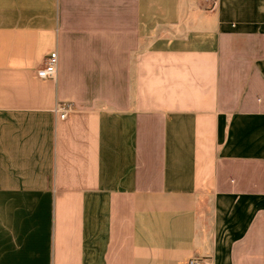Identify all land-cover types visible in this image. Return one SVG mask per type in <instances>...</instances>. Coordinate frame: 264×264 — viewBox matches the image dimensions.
Returning a JSON list of instances; mask_svg holds the SVG:
<instances>
[{
  "label": "crops",
  "instance_id": "1",
  "mask_svg": "<svg viewBox=\"0 0 264 264\" xmlns=\"http://www.w3.org/2000/svg\"><path fill=\"white\" fill-rule=\"evenodd\" d=\"M192 257L264 264V0H0V264Z\"/></svg>",
  "mask_w": 264,
  "mask_h": 264
},
{
  "label": "built area",
  "instance_id": "2",
  "mask_svg": "<svg viewBox=\"0 0 264 264\" xmlns=\"http://www.w3.org/2000/svg\"><path fill=\"white\" fill-rule=\"evenodd\" d=\"M58 64V54L56 51H51L44 59L43 66L36 70V75L40 78H49L56 73ZM66 111L60 113V117L65 116ZM188 264H205L204 259L192 257L188 260Z\"/></svg>",
  "mask_w": 264,
  "mask_h": 264
}]
</instances>
